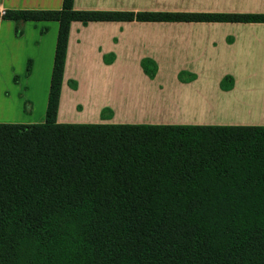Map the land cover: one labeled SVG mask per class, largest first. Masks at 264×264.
Segmentation results:
<instances>
[{"label": "trees", "instance_id": "trees-1", "mask_svg": "<svg viewBox=\"0 0 264 264\" xmlns=\"http://www.w3.org/2000/svg\"><path fill=\"white\" fill-rule=\"evenodd\" d=\"M58 23L45 122L0 124V264H264V127L58 124L71 22L262 15L5 11ZM44 32V30H43ZM141 67L152 78L156 64Z\"/></svg>", "mask_w": 264, "mask_h": 264}, {"label": "crops", "instance_id": "crops-1", "mask_svg": "<svg viewBox=\"0 0 264 264\" xmlns=\"http://www.w3.org/2000/svg\"><path fill=\"white\" fill-rule=\"evenodd\" d=\"M62 1L0 0V124L45 122L58 31L26 22L16 36L3 13ZM73 9L262 15L264 0H73ZM143 59L156 64L152 78ZM56 122L264 127V23L71 22Z\"/></svg>", "mask_w": 264, "mask_h": 264}, {"label": "rangeland", "instance_id": "rangeland-1", "mask_svg": "<svg viewBox=\"0 0 264 264\" xmlns=\"http://www.w3.org/2000/svg\"><path fill=\"white\" fill-rule=\"evenodd\" d=\"M171 63L176 64L178 61H169L167 64L170 66Z\"/></svg>", "mask_w": 264, "mask_h": 264}]
</instances>
